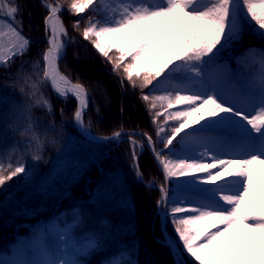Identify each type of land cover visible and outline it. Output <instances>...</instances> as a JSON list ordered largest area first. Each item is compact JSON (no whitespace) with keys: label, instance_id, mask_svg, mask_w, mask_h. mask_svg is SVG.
I'll list each match as a JSON object with an SVG mask.
<instances>
[{"label":"snow or ice","instance_id":"obj_1","mask_svg":"<svg viewBox=\"0 0 264 264\" xmlns=\"http://www.w3.org/2000/svg\"><path fill=\"white\" fill-rule=\"evenodd\" d=\"M89 5H93V0L84 4L74 0L69 10L80 13ZM46 7L49 46L42 56L43 76L60 97L77 101L74 119L83 126L89 104L87 89L82 83H73L58 68L65 47L62 37H67L60 18L62 6L53 3ZM115 7L119 11L103 22L90 19L82 35L111 63L113 72L118 73L122 68L133 87L137 86L134 75L141 78L143 73L141 89L153 85L154 81L159 87L176 72L185 78L202 79V65L212 63L221 49L239 40L243 24L264 38V15L257 13V8L264 9V0H120ZM17 12L18 7L9 0H0V40L6 38V42L0 44V65H7L14 57L22 55L29 44L14 26ZM79 27L77 21L74 28ZM113 49L119 53L116 59L109 56ZM261 62L264 63V56ZM180 92L179 87H173L167 95L142 97L151 109H156L158 104L164 107L167 102L164 113L157 111L156 117L166 114L167 120L187 118L172 128L170 136L161 139L163 147L159 151L152 137L144 134L164 175V184L158 186V216L165 226L171 221L183 252L167 237L165 246L172 252L175 264H185V253L198 264H264V175L255 167L264 165L261 158L264 157V78L259 102L252 104L249 114L236 104L222 102L211 85L207 93L181 95ZM174 104L188 107L169 113L167 109ZM209 105L207 116L211 119L200 124L205 120L203 110ZM190 123L200 125L193 131H203L209 126L237 127L250 141L259 139V149L253 146L247 155L227 160L211 157L213 163H203L201 161L209 157L207 151L197 157L177 148L191 134L184 131ZM164 132L165 126L160 125L156 134L160 137ZM121 135L116 132L113 137L104 139ZM135 135L130 133L128 138L137 177L142 178L137 155V148L142 145L134 139ZM218 167L221 170L211 171ZM196 173L204 175L196 176ZM20 174H26L23 165L16 166L6 176L0 174V186ZM225 176L230 179H223ZM172 178H177L175 191L170 185ZM217 180L220 183L212 189L202 187ZM192 192L204 195H191Z\"/></svg>","mask_w":264,"mask_h":264},{"label":"rangeland","instance_id":"obj_2","mask_svg":"<svg viewBox=\"0 0 264 264\" xmlns=\"http://www.w3.org/2000/svg\"><path fill=\"white\" fill-rule=\"evenodd\" d=\"M38 2L39 5L36 3L35 6L39 16H42L40 37H43L45 41L44 49L41 54L43 55L49 46L47 43L49 33L46 32L45 24V17L48 14L46 5L53 3L61 5L62 11L60 12V18L62 23L64 21L63 15L69 13L73 19V27L78 20H83L80 17L86 14L84 19L85 24H83V29L81 28L82 32L80 28H75L76 38L74 39V47L79 45L86 46L83 44V42H88L94 48L91 40H85L83 38L82 33L84 28L89 26L90 19L103 22L106 18L112 17L115 12L119 11V9L115 6L119 4L120 0H99V3H97V0H93V5H95V7L93 5H89L84 9L83 12L80 13L69 10L70 5L74 2V0H38ZM79 2L84 4L87 2V0H79ZM37 13L36 17L38 16ZM257 13L258 15H264V9L257 8ZM63 25L67 31V37H62L65 47L62 51L60 59L58 60L60 69L62 71L63 65L66 67L72 64L73 67L68 69L72 74L71 76L64 73L63 71L62 73L68 76L73 83L79 82L88 87L91 93L90 98L87 92L89 104L84 116L83 131L79 130L78 126L76 125L74 112L72 111L75 128L83 138L99 143L104 142V140L101 138L110 137L116 132H121L122 135L119 138L105 140L115 142L116 146H119L123 142H129L128 134H137L135 136H138V138L134 136V139L139 145H142V147L137 148V155L139 158L138 171L140 173L142 172L140 167L141 155L145 151H148L151 156V160L148 161V165L153 172L162 175V180H156L161 177H159V175L155 179H146L144 176H142V178H139V180L143 185H146L152 189L151 193L148 194L146 198H142L144 197L143 193L141 194L142 197L140 196V202H145L147 208L149 209V214L152 215V218H149L148 220L149 223H147V227L151 226L152 235L160 242L165 244V236L163 231V239L159 238L155 233V227H157V220L159 217L156 205V201L160 195L158 186L164 184V175L152 153V147L149 146L144 134L152 137L154 147L159 151L163 147L160 142L161 139L170 136L172 134V128L178 127L179 123L183 122V120L187 118L181 117L179 120H167L166 114L156 117L154 114L155 112H160V110H163L161 113H164V109L167 107V102H164V107H160L158 104L156 109H151L150 104L145 102L142 97L145 94H149L150 96L167 95V93L171 91L173 87H179L181 89V95H191L195 92L207 93L209 85H211L214 89H216L215 95H218L222 102H225L228 105L236 104L238 108L244 109L245 114H249L252 112V104H258L261 95V82L262 78H264V63L261 62V56H264V38H262L258 32L250 29L247 24H243L242 32L245 33L247 37L241 42V46H239L237 42L232 45L234 48L240 47L238 51L236 53H231L230 56H226L229 54L228 52H221L222 55L218 56V61L214 60L205 67L202 65V79L191 77L185 78L181 75V73L176 72L173 73L168 80L162 81L159 87L156 86V82L154 81L153 85L141 89L139 84L140 79L144 75L143 73L141 74V78H136L134 75L133 78L136 80L137 86L133 87L131 82L127 80L122 68L118 73L113 72L111 63L102 55H100L98 50L95 48V52H91L89 50L90 53L87 51L85 54H82V56H71V54L67 52L68 47L71 45L69 38L71 33L69 32V27L64 23ZM14 26H16L18 30L21 31V35L29 41L24 53L28 52L30 54L29 58H34V66L31 65V69L27 68L29 72L20 73L22 78H20L19 75L17 76V80L14 81L15 86L21 90H29L38 101L36 104L40 107H43L45 104L43 101L48 102V100H46V94L44 93V87L42 85V74L40 67H42L44 71V63L40 55L39 46L41 45L39 39L36 36L32 37L29 32L30 30L23 29L24 25L21 23L17 14ZM92 39H95V37H92ZM37 41L39 43H37ZM238 41H241V38ZM5 42L6 38L5 40H0V44ZM230 45L231 44L227 46ZM92 53L96 56L92 55V57ZM118 55L119 53L116 52L115 49L109 53V56L112 57V59H116ZM15 58L16 57H14L13 60L7 65H0V68H4V70L10 69L11 66L17 62ZM94 60H96V62ZM98 62H100L99 66L101 69L94 66ZM6 71L11 72L12 75L18 73L15 69ZM44 79L51 91L57 96L59 100L66 102L65 106L68 107L70 104L69 102H71L70 100L74 98L69 97L67 100H65L64 98L60 97L54 91L50 81H48L46 78H43V80ZM121 81H123V83H121ZM204 98H206V96ZM92 101H95V103ZM122 102L127 103L123 105ZM93 107L94 110L92 109ZM187 107L188 106L184 104H174V106L167 109V111L169 113L175 111H184L187 109ZM210 109L211 105L207 106L203 110L205 120L200 121V124H203L206 120L211 119L207 116V112ZM139 110H142L143 114L145 111L147 116L150 114L151 120H146L147 123L141 122L142 116L140 117ZM258 111L259 108L257 107L256 112L258 113ZM192 119L195 120V117ZM236 119L239 120L238 117ZM166 120L167 122L165 123ZM126 125L133 126L134 129L132 128L131 130H128ZM160 125L165 126V132L162 133L160 137H158L156 133ZM143 126H145L147 128L146 131L149 132H146L144 129H142ZM199 127V124L190 123L189 127H187L184 131L191 134L183 141L182 144L177 145V148H183L188 152V154L196 155L197 157L198 154L207 151L209 157L202 160L201 162L203 163H213L214 160L211 157H218L220 159L227 160L235 158L239 155H247V153L252 150L253 146L256 149H259V139L250 141L248 135L246 133H242L237 127L225 128L209 126L203 131H193V129H199ZM183 135L184 133H181V136ZM112 148L115 149L116 147ZM103 150V147L88 145L85 143V141L81 140L80 137L77 138L75 136H70L69 140L61 145V148L59 149L60 155L59 157L58 154L55 156L52 165L44 168L40 173L33 175L29 184L24 186L7 200L6 205L0 211V219L2 220L0 221L1 229L16 226V228H19L21 225L30 226L34 224V222H32V220L28 221L27 218H36L37 215H44L45 213L48 215L42 218L43 220L46 218H54V214H52V212L55 210L54 207L56 204V194L61 190L64 192L67 187L81 180L83 177L85 179L84 182L86 183L87 187H89L88 185L90 184V180L86 179L87 170L95 162L97 163V169L99 172L102 171L101 164L104 161V158L102 157ZM135 166L137 171L136 163ZM255 167L261 175H264V165H256ZM219 170L221 169L218 167L217 169H212L211 171L215 173ZM194 175L203 176L204 174L196 173ZM176 179L177 178H172V181L170 182L173 191L176 189ZM223 179H230V177L225 176ZM112 183L115 184L114 186L116 188L115 192H113L112 199L117 201L120 199L122 202L126 203L127 200L125 199V187L123 186V191L122 189L119 190V180L114 182L112 181ZM219 183L220 180H217L215 183L209 182L202 185V187L212 189L215 187V184ZM93 184L94 187H97V182ZM98 192L99 195L97 199L104 201V188H101L98 190ZM190 194H194V192ZM37 225L38 224L33 225L32 228L37 227ZM167 225L172 227V233L176 235L171 221H169ZM68 228V226H61L55 222L49 223L45 228L41 229L40 238L32 240L34 249L30 251L31 255H29V252H27L26 249L21 245H18L12 254L5 252L4 250H0V264H65L67 257L61 254H58L57 256L53 255L47 246L42 244L43 241L41 238L47 234L55 233L63 234L65 236V234H67ZM166 230L172 240H174L178 245V237L176 236V241V239L172 236V233H170L168 230L167 226ZM63 240V244H65V239ZM72 245H78L77 239L76 241H73ZM172 257L175 264V258L173 254ZM183 257L187 264H189L184 255ZM189 259L195 264H198V262L194 261V259L190 257ZM110 264L115 263L112 262Z\"/></svg>","mask_w":264,"mask_h":264},{"label":"trees","instance_id":"obj_3","mask_svg":"<svg viewBox=\"0 0 264 264\" xmlns=\"http://www.w3.org/2000/svg\"><path fill=\"white\" fill-rule=\"evenodd\" d=\"M9 2L18 7L17 15L24 25L23 29L30 30L31 36L39 39L41 55L45 41L43 37H40L42 16H39L35 6L36 3L39 5L38 0H9ZM85 15L80 17L83 20H78L81 23L79 27L81 32L85 24ZM63 20L71 33L69 37L71 45L69 44L67 52L71 56H82L87 51L95 52L88 42H83L86 46L74 47L76 34L72 16L66 13L63 15ZM246 37L247 35L241 32V41H234L230 46L221 49L215 61L219 60L218 56L222 55L221 52H228L226 56L236 53L240 47L234 48L232 45L237 42L241 46V42ZM92 55L95 54L92 53ZM29 56L28 52L23 53L16 56L17 62L10 69L0 68V174L6 176L18 165L26 168V174H20L0 186V211L8 199L30 183L33 175L52 165L55 156L60 155L61 145L66 143L70 136L80 137L88 145L103 147L104 161L101 164L102 171L99 172L95 162L87 170V177H85L90 180L89 187L83 177L67 187L64 192L61 190L56 194L55 210L52 212L54 218L43 220L42 218L48 215L45 213L37 215L36 218H27L28 221L34 222V224L31 222L30 226L21 225L19 228L16 226L3 229L0 227V250L12 254L17 246L21 245L31 255L30 251L34 249L32 240L40 238L41 229L55 222L61 226H68L67 234L65 236L56 233L47 234L41 238L42 244L47 246L53 255H65L67 257L65 264H110L112 262L115 264H174L170 249L152 235L151 226L147 227L152 215L149 214L145 202H140V196L143 193L144 197H141L146 198L152 189L143 185L137 177L130 143L123 142L116 146L113 141L104 140L99 143L83 138L76 130L72 117V111L74 112L78 106L76 100L71 99L69 106H65L66 102L59 100L45 79L43 80L42 67H40L42 85L48 102L43 107L38 106L36 104L38 101L29 90H21L14 83L18 75L22 78L20 73L29 72L31 65L34 66V58ZM99 64L100 62L94 66L101 69ZM72 67V64L66 67L63 65L62 71L71 76L68 69ZM11 69H15L18 73L12 75L11 72L6 71ZM86 89L91 98L90 90L88 87ZM92 102L95 103V101ZM125 103L127 102H122L123 105ZM92 109L94 110V107ZM139 115L142 116L141 122L147 123L146 120H151L150 114L147 116L145 111L143 114L142 110H139ZM126 128L131 130L133 126L126 125ZM142 129L147 130L145 126ZM135 137L138 138V136ZM149 160H151L150 153L145 151L140 158L142 176L146 179H155L159 175L161 177L156 180H162V175L153 172L148 165ZM117 180L120 182L119 190L123 191V186L125 187L126 203L120 199L118 201L112 199L116 189L112 181ZM96 182L97 187H94L93 183ZM101 188H104V201L97 199L98 190ZM191 195L204 194L194 192ZM36 224H38L37 227L32 228ZM166 226L172 233V227ZM155 233L163 239L159 217ZM172 236L177 241V234L172 233ZM76 239L78 245L74 246L72 244ZM177 242L183 252L179 239ZM184 256L189 264H195L186 253Z\"/></svg>","mask_w":264,"mask_h":264},{"label":"water","instance_id":"obj_4","mask_svg":"<svg viewBox=\"0 0 264 264\" xmlns=\"http://www.w3.org/2000/svg\"><path fill=\"white\" fill-rule=\"evenodd\" d=\"M58 68H59V71L62 73L59 64H58ZM62 74H63V73H62ZM76 125L78 126L79 130L83 131V129H84V125L81 126V125L78 124L77 122H76ZM113 136H114V135H112V136H110V137H113ZM104 138H105V137H103V138H101V139H103V140H108V139H104ZM92 140H93V139H92ZM152 153H153V151H152ZM161 225H162V231H163V233H164V236L167 237L168 239H171V240H172V238L170 237L169 233H168L167 230H166V226H165V224L163 223L162 219H161ZM173 241H174V240H173ZM176 247H179V246L176 244ZM179 248H180V247H179ZM181 252H182V251H181ZM183 260L185 261L184 257H183ZM185 264H187L186 261H185Z\"/></svg>","mask_w":264,"mask_h":264},{"label":"bare ground","instance_id":"obj_5","mask_svg":"<svg viewBox=\"0 0 264 264\" xmlns=\"http://www.w3.org/2000/svg\"><path fill=\"white\" fill-rule=\"evenodd\" d=\"M181 250V249H180Z\"/></svg>","mask_w":264,"mask_h":264}]
</instances>
